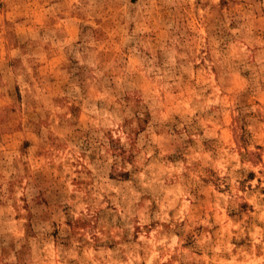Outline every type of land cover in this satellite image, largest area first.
I'll use <instances>...</instances> for the list:
<instances>
[{
    "label": "rangeland",
    "instance_id": "1",
    "mask_svg": "<svg viewBox=\"0 0 264 264\" xmlns=\"http://www.w3.org/2000/svg\"><path fill=\"white\" fill-rule=\"evenodd\" d=\"M0 264H264V0H0Z\"/></svg>",
    "mask_w": 264,
    "mask_h": 264
}]
</instances>
